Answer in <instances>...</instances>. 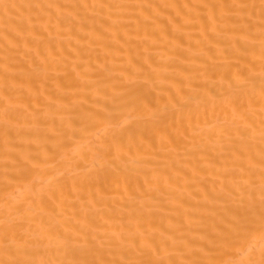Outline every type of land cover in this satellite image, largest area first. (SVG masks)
Returning <instances> with one entry per match:
<instances>
[{"label": "bare ground", "instance_id": "bare-ground-1", "mask_svg": "<svg viewBox=\"0 0 264 264\" xmlns=\"http://www.w3.org/2000/svg\"><path fill=\"white\" fill-rule=\"evenodd\" d=\"M0 264H264V0H0Z\"/></svg>", "mask_w": 264, "mask_h": 264}]
</instances>
